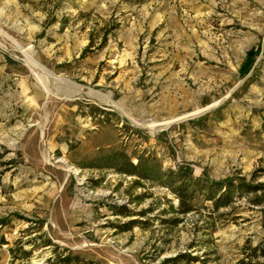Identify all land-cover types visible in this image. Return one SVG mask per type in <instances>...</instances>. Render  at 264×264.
Returning a JSON list of instances; mask_svg holds the SVG:
<instances>
[{
    "label": "rangeland",
    "instance_id": "374dc122",
    "mask_svg": "<svg viewBox=\"0 0 264 264\" xmlns=\"http://www.w3.org/2000/svg\"><path fill=\"white\" fill-rule=\"evenodd\" d=\"M120 154L264 184V0H0V264H264V191L174 213Z\"/></svg>",
    "mask_w": 264,
    "mask_h": 264
},
{
    "label": "trees",
    "instance_id": "16d2710c",
    "mask_svg": "<svg viewBox=\"0 0 264 264\" xmlns=\"http://www.w3.org/2000/svg\"><path fill=\"white\" fill-rule=\"evenodd\" d=\"M259 52L255 49H251L246 56L245 62L243 63L240 73L242 76H247L252 68L255 65L257 56ZM121 163H125L126 160L130 162L131 169L129 171H122L129 176H136L139 180L135 182L136 185H140V179L146 180H155V178H160L162 186L169 188L175 197L179 201V207L174 210V213L178 214H188L194 211V205L191 203L198 198V196H203L206 200L212 201L215 198L216 192L221 190H225L221 195V200L224 197H227L229 192L234 189V191H242L247 188H251L252 192L264 191V184H261L256 187H247L243 180H240L238 185H234V183H213L205 180L202 177H195L194 173L189 168L179 167L175 170H166L164 171L155 163H148L146 159L140 158L136 165L133 164L132 161L126 155L120 154ZM162 178V179H161ZM216 191V192H215ZM216 193V194H215ZM260 199V198H259ZM131 203H136L132 201ZM226 203L217 204L218 206H225ZM260 204V201L257 202ZM117 211L118 215H126L124 210H127L125 206L114 207ZM134 213V212H133ZM135 214V213H134ZM145 213H137L136 215H143ZM142 221H132L133 225L141 224ZM49 246H55L54 244H49ZM11 252H14L11 249ZM65 254H57L54 259H50L53 261V264H101L100 262L93 260H85L80 258L77 255H74L70 250L65 249ZM27 254V252H25Z\"/></svg>",
    "mask_w": 264,
    "mask_h": 264
}]
</instances>
